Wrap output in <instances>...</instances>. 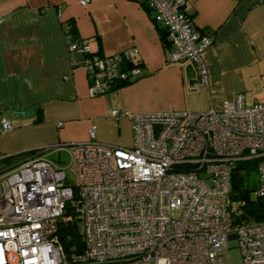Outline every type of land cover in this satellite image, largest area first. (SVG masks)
I'll use <instances>...</instances> for the list:
<instances>
[{"label":"built area","instance_id":"obj_1","mask_svg":"<svg viewBox=\"0 0 264 264\" xmlns=\"http://www.w3.org/2000/svg\"><path fill=\"white\" fill-rule=\"evenodd\" d=\"M146 1L154 23L167 29V61L193 63L192 86H207L203 49L212 38L193 25L186 0ZM65 43L73 66L92 77L90 96L140 74L137 64L120 65L136 47L107 56L89 53V43L66 33ZM121 114L131 121L130 146L98 140L92 125L86 140L44 145L0 164V264H224L221 250L232 238L242 264H264V219L243 216L230 195L232 166L253 157L252 194L264 198V100L247 103L237 92L201 110L112 109L114 118ZM10 129L12 121L1 116L0 136ZM57 151L70 155L74 182L61 156L49 155ZM73 185L83 247L66 250L58 220Z\"/></svg>","mask_w":264,"mask_h":264},{"label":"crops","instance_id":"obj_2","mask_svg":"<svg viewBox=\"0 0 264 264\" xmlns=\"http://www.w3.org/2000/svg\"><path fill=\"white\" fill-rule=\"evenodd\" d=\"M141 1L0 0V117L12 121V129L0 136V154H16L9 163L44 145L86 140L92 125L98 140L130 146L131 121L122 114L114 118L116 107L201 110L220 106L237 92L247 103L264 100V0L185 1L193 25L212 38L203 49L208 84L198 88L191 84L197 76L193 63L165 60L157 28ZM67 21L92 52L110 56L136 47L131 60L140 74L90 96L91 75L73 66L68 55ZM30 105L35 106L31 116L13 115Z\"/></svg>","mask_w":264,"mask_h":264},{"label":"trees","instance_id":"obj_3","mask_svg":"<svg viewBox=\"0 0 264 264\" xmlns=\"http://www.w3.org/2000/svg\"><path fill=\"white\" fill-rule=\"evenodd\" d=\"M141 4L145 7L149 15L151 16L153 22L154 17L151 15V8L150 5L147 4L146 0H142ZM187 14V12H186ZM190 17V15L188 14ZM67 24L69 26V29L64 31L66 34H69L71 36V40L76 41V39H81L79 37L78 31L76 30L75 25L70 21H67ZM155 28H157V32L159 35V39L162 41V45L164 48V52L170 47V41L167 38V29L164 26H159L158 24L154 23ZM202 32L203 29L199 28ZM205 33V32H204ZM91 51V52H90ZM89 53L98 54V51L92 52L90 50ZM97 52V53H96ZM87 53V55H89ZM166 54V52H165ZM165 60L166 56H165ZM131 58L129 59H122L120 60V65L123 68L131 67L134 64ZM137 64V63H136ZM129 82L128 79H122L117 78L114 80V82L110 85V87L107 90L115 89L117 87H120L124 84ZM35 119L37 121L43 119L40 114V110H37ZM36 151V150H32ZM28 151L27 153H29ZM21 153V152H20ZM26 153V152H24ZM23 155V153H21ZM16 154H4L0 158V162H2L3 166H8L9 161L16 158ZM53 159H57L54 157ZM60 160V159H59ZM258 174L257 170V158H249V159H240L234 163V165L231 168V198L233 201H235L236 204H238L242 209L243 216H246L249 219H264V198L263 197H256L253 196L252 192L256 188L258 182H257V176ZM74 186V185H73ZM74 195L73 198L67 202L66 209L64 210L63 214L60 216L58 220V237L61 240L64 248L66 250L70 249L71 246H76L77 250L81 249L83 247V241L80 239V234L78 231V223L77 220L79 218L78 216V194L76 187H73Z\"/></svg>","mask_w":264,"mask_h":264},{"label":"rangeland","instance_id":"obj_4","mask_svg":"<svg viewBox=\"0 0 264 264\" xmlns=\"http://www.w3.org/2000/svg\"><path fill=\"white\" fill-rule=\"evenodd\" d=\"M61 160L58 162L60 166L65 167V171L69 178L74 182L76 180L75 175L69 169V162H70V155L66 154L65 152L61 151ZM52 158L57 157L56 154L50 155ZM257 176V174L255 175ZM78 225L81 226V223L78 222ZM221 254L224 257V264H242V256L239 244H237L236 239H231L228 241V246L224 247L221 250Z\"/></svg>","mask_w":264,"mask_h":264},{"label":"water","instance_id":"obj_5","mask_svg":"<svg viewBox=\"0 0 264 264\" xmlns=\"http://www.w3.org/2000/svg\"><path fill=\"white\" fill-rule=\"evenodd\" d=\"M35 110V106L34 105H30V107L24 108V109H16L13 111V115L14 116H18V115H27V116H31V114L34 113Z\"/></svg>","mask_w":264,"mask_h":264}]
</instances>
